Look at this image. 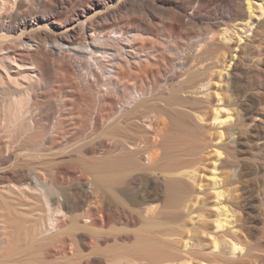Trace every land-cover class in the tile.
<instances>
[{
	"label": "bare ground",
	"instance_id": "bare-ground-1",
	"mask_svg": "<svg viewBox=\"0 0 264 264\" xmlns=\"http://www.w3.org/2000/svg\"><path fill=\"white\" fill-rule=\"evenodd\" d=\"M262 125L264 0H0V264H264Z\"/></svg>",
	"mask_w": 264,
	"mask_h": 264
},
{
	"label": "rangeland",
	"instance_id": "rangeland-1",
	"mask_svg": "<svg viewBox=\"0 0 264 264\" xmlns=\"http://www.w3.org/2000/svg\"><path fill=\"white\" fill-rule=\"evenodd\" d=\"M224 113H226L225 111H223ZM223 113V114H224ZM237 114H239V111L237 112ZM213 127V126H212ZM216 127V126H215ZM263 127V128H262ZM259 129V130H258ZM257 129V135H258V137L259 138H264V132H262L263 130H264V125H262L260 128H258ZM262 129V130H261ZM258 137H256L255 139H252V143L250 142L249 144H250V146L251 147H253V148H251L250 146H248V145H246L248 148H247V150L249 151V153H247L248 151L246 150V157H248L249 158V161H248V167L246 168V176H245V180L247 179V181L249 182L250 181V183H252V184H254V186L255 187H257V188H259V187H261V185L263 186V184H264V169L262 168V166L264 167V143L262 142L261 143V141H258ZM257 140V141H256ZM258 144V147H257V144ZM258 142H260V144L262 145V146H260L259 145V143ZM252 144V145H251ZM254 145H255V147H254ZM256 152V153H255ZM249 154V155H248ZM257 159V160H256ZM260 160V161H259ZM258 163H257V162ZM259 163H260V166H259ZM207 164H209L208 162H207ZM253 165H254V167L255 166H257V167H253ZM252 167V168H251ZM204 168H205V170H204ZM203 168V172H202V175H204L202 178V180H203V184L205 185L206 183V187L208 188H210V177H209V173H210V168H209V166H207V167H204ZM249 168H251L252 169V171H251V169H249ZM262 168V169H261ZM234 170V172H235V168L233 169ZM249 170V171H248ZM252 172V173H251ZM249 173V174H248ZM248 174V175H247ZM208 175V176H207ZM206 176H207V179H206ZM255 182H254V181ZM206 181V182H205ZM260 183H262V184H260ZM257 184H259V185H257ZM236 186H239V185H235L234 187H236ZM209 188L208 189H206V193H205V196H208V195H210L211 193H210V191H208L209 190ZM204 191V190H203ZM202 191V192H203ZM256 191H257V189H256ZM208 192V193H207ZM253 195L255 196L252 200H250L249 202H248V204L245 206V211H239V212H241V213H239L238 211H237V214H238V219H237V221L239 220V218L241 219L243 216H245V215H247V216H249V215H251L250 216V218H252V216H253V218L251 219L254 223H256V224H259V225H263V227H264V223H263V219H264V204H262V203H264L263 201H264V198H263V195H261V192L259 191V193H257V192H255V193H253ZM257 196V197H256ZM259 197H261V198H259ZM257 199V200H256ZM263 200V201H262ZM262 201V202H261ZM260 202V203H259ZM263 207H262V206ZM252 207V208H251ZM263 208V210H262V208ZM254 208H256V209H254ZM259 209V210H258ZM260 209H261V213H260ZM246 212V213H245ZM249 212V213H248ZM259 212V213H258ZM245 213V214H244ZM243 214V216L241 217V215ZM258 214V215H257ZM240 215V216H239ZM258 218V220H254V218ZM261 217V218H260ZM263 217V218H262ZM263 223V224H262ZM263 237H264V234H263ZM264 245V244H263ZM262 247H264V246H262ZM257 252H263V251H259V250H257Z\"/></svg>",
	"mask_w": 264,
	"mask_h": 264
}]
</instances>
